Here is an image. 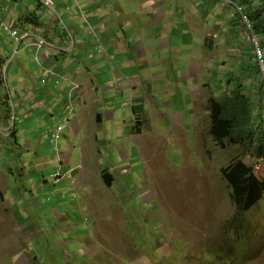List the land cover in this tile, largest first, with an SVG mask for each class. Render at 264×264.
<instances>
[{"label": "rangeland", "instance_id": "rangeland-1", "mask_svg": "<svg viewBox=\"0 0 264 264\" xmlns=\"http://www.w3.org/2000/svg\"><path fill=\"white\" fill-rule=\"evenodd\" d=\"M209 1L211 16L221 17V2L231 3ZM218 5L219 10L215 11ZM139 7V1L137 6H131L133 14L129 18L134 24L142 17ZM37 8L36 0H0V23L13 11H18L15 17L21 19L31 15L39 19L40 13L43 19L49 18L47 8ZM258 8H264V3L260 2ZM229 11L236 21L240 13H235L233 6ZM230 14L224 16L232 17ZM240 20L249 33L252 49L253 23L247 17L249 27L241 15ZM54 21L68 40L60 51L69 54L72 50L66 48L71 38L74 36V45L79 39L74 32L70 36L60 21ZM245 31L240 38L243 43L249 41ZM222 32H226L224 26L216 35ZM31 37L35 40L34 33ZM26 44L27 41L20 45L14 42L0 25V55L5 58L0 84V126H4L1 119L5 125L8 122V101L9 123L13 121L16 129L15 136L10 137H5L7 128L0 129V192L15 220L0 226V264H264V197L254 208L239 214L223 177V169L240 158L254 168L259 179H264V161L254 159L239 146L217 147L209 134L207 110L208 98L223 100L242 85L254 107L253 114L258 115L257 121L264 117V88L249 46H241L236 52L238 43L234 41L228 42L227 47L223 45L224 49L210 51L208 45L202 48L173 37L172 47L178 52L172 53L177 58L171 59L167 73L170 80L190 76L193 61L198 71L204 68L203 76L186 78L185 86L174 81L169 90L161 84H152L151 92L138 83L136 96L139 91L150 97L155 108L150 109L167 116L152 114L148 117L154 120L147 128L137 126L134 131L124 128L115 132L110 123V143L102 141L96 157L87 153L82 157L77 140L69 141L74 139L72 134L63 137L66 119L60 123V117L54 114L40 125L39 116V122H34L33 116L26 115L25 104L17 103L19 97L28 96L22 77L27 76L29 88L33 89L41 75L36 52L32 49L19 52ZM104 52L102 48L99 53ZM241 54L244 57L232 63ZM41 69L42 85L51 81L53 88L60 89L69 81L67 103L69 93L74 92L71 79L45 66ZM47 71L52 73L48 75ZM245 71L248 77L243 74ZM57 79L62 81L60 85ZM121 85L122 81H118L116 88ZM192 88L195 92L199 90L196 99L187 95ZM123 109L134 119L130 105H123ZM59 125H64L60 139L51 144L48 130ZM39 137L44 139L40 148ZM109 151L110 163L105 161ZM66 157L71 163H67ZM98 165L115 176L112 186H95L90 192L78 190L74 173L81 178L85 167ZM93 214L106 219L110 216V223L94 229ZM94 247H98L97 252L90 253Z\"/></svg>", "mask_w": 264, "mask_h": 264}, {"label": "crops", "instance_id": "crops-1", "mask_svg": "<svg viewBox=\"0 0 264 264\" xmlns=\"http://www.w3.org/2000/svg\"><path fill=\"white\" fill-rule=\"evenodd\" d=\"M36 1L37 7L43 9L39 1ZM53 1L57 5L58 12L63 11L60 14L68 24L73 26V34H76L79 39V43L74 45L69 54L60 51L68 45V40L62 29L61 31L58 29L61 27L58 22L54 21L50 11L49 18L45 17V19L40 13V18H37L39 22L40 19L42 20L40 26L25 22L24 18H16L18 11H13L12 15H7L3 20L16 22L22 25L23 29L33 25V33L54 44V49L38 48L34 38L31 37L20 43L23 44L27 41L26 46H23L19 52H25L27 49L36 52L35 60L39 66V71H41L40 80L43 74L41 66L66 74L71 79L70 82L79 86L78 90L75 91L76 102L72 110L65 107L67 92L70 90L69 81L60 89H55L51 81L47 85H42L39 80L35 88L30 89V82L25 75L22 78L26 84L24 92L28 93V96L25 99L19 97L17 103L20 106L25 104L26 115L33 116L34 122H39L37 119L39 116L40 125L47 122L49 118L51 120L54 114L60 117V123L63 119H67L63 137L66 139L70 133L72 134L71 137L73 136L74 139L69 138V141L77 140L82 157L85 153L90 157H96L98 154L96 150L101 147L100 143L102 141L110 143V123L113 124L112 127H114L115 132L124 128L134 131L137 126L147 128L148 123L154 120V118L148 117L152 114L154 117L155 115L167 116L166 113H156L150 109L151 107L155 109L151 105L153 103H151L150 97L142 95L139 91L138 96H136L138 83L146 85L149 92L153 90L152 84H161L163 89L169 90L174 85V81L185 86L186 78H190V76L200 77L202 73L204 74V68L198 71V65L193 61L191 63L193 70L190 71V76L185 74L181 77L175 76V80H170L167 73L171 67V59L177 58L172 53L178 52L172 47L173 37L177 36L186 44L197 43L202 48L208 45L211 48L210 51L214 48L219 51L224 49L223 45L227 47L228 42L236 41L238 43L236 52L240 51L239 47L241 46H249L247 49L250 50L253 57L249 33L243 28L240 15L242 16L246 12L250 14L255 10L261 11L257 24H260V20H264V8H258L260 2L264 3L262 0H227L231 2L230 4L221 2L220 10L218 5L215 11L219 10L222 17L211 16L209 0ZM138 1L140 2L139 14L142 17L134 24L129 16L133 14L131 6L133 4L137 6ZM231 6L235 8V13H240L236 21L234 20V13L229 11ZM38 8L37 10H39ZM211 10L213 11V9ZM82 11L86 14V20L82 19ZM227 13H231L230 16L232 17L227 16L226 18L224 14ZM214 19L218 22L215 23ZM221 25L225 27L226 32L216 35L220 31ZM242 31L248 34L249 41L247 43L240 40ZM100 45L104 47V53H97ZM203 51L208 54V51ZM242 57H244L242 54L236 55L237 60H233L232 63L239 62ZM0 59L4 65L5 58L0 55ZM241 66L245 67L243 64ZM25 71V67H23L22 72ZM187 71L188 69H186ZM243 74L249 76L247 71ZM117 80L122 81L120 88H116ZM19 81L22 83L21 80ZM187 95H191L195 99L200 96L199 90L195 92L193 88L187 92ZM124 97H127L126 100ZM131 99L132 101L129 102ZM8 104L7 101L6 117L8 122L5 125L1 119L4 124V126H0L1 130L8 128L11 124L9 123L11 113ZM125 104L132 107L134 119L125 113L123 109ZM12 133L10 136H15V128ZM43 140L41 137L38 138L39 148ZM132 141L138 143L137 139ZM76 147L74 146V148ZM36 155V158L40 159L38 154ZM66 158L68 159V157ZM110 158L109 151L105 156V161L110 163ZM70 159L72 160L71 156ZM70 159L67 160L68 164L71 163ZM116 167L123 169L120 166ZM114 179L115 176L113 177L110 170L99 165L97 168L85 167L81 178H77L74 173L78 190L83 189L88 192L95 186L108 188L112 186ZM100 205L98 204V206ZM8 207L7 200L0 192L1 227L10 221H15L12 211ZM109 212L110 208L108 209ZM93 217V228L96 230L104 223H110V216L106 219L99 214H93ZM15 244H18V238ZM97 250L98 247H94L89 252L96 253ZM16 262H18V258Z\"/></svg>", "mask_w": 264, "mask_h": 264}, {"label": "trees", "instance_id": "trees-1", "mask_svg": "<svg viewBox=\"0 0 264 264\" xmlns=\"http://www.w3.org/2000/svg\"><path fill=\"white\" fill-rule=\"evenodd\" d=\"M243 14L251 20L257 33L264 34V20H260V24L256 23L261 11ZM25 22L36 26L41 24L37 17L32 15L25 18ZM3 66L0 59V84H3ZM244 93L242 85H239L225 99L207 101L209 134L220 149L239 146L254 159L264 161V117L262 115L257 121L258 115L253 114L254 107ZM223 177L231 190V198L239 214L254 208L264 197V179H259L254 168L240 158H235L223 169Z\"/></svg>", "mask_w": 264, "mask_h": 264}, {"label": "built area", "instance_id": "built-area-1", "mask_svg": "<svg viewBox=\"0 0 264 264\" xmlns=\"http://www.w3.org/2000/svg\"><path fill=\"white\" fill-rule=\"evenodd\" d=\"M39 2L42 4L43 7L47 8L51 14H52V18L54 20H58L60 21V23L62 24L63 28L66 30V32L71 36V27L67 26L63 17L57 12L56 9V4L53 0H39ZM67 10H69V8H67ZM83 12V11H82ZM85 13H82V18L84 20L87 19V17L85 18ZM244 20L246 21V24L251 27V23H249L247 21V17L246 15H242ZM1 26L4 28V30L7 32V34L13 38L15 40L16 43L20 44L23 40L28 39L32 36V29H22V25H19L16 22L10 21V20H3L1 22ZM252 32V33H251ZM251 45H252V50H253V55L257 64V68L258 71L260 73L261 76V83L263 84L264 87V37H260L258 36L252 29H251ZM35 37V45L38 48H55L54 44L50 41H48L46 38L40 36V35H36L34 34ZM74 45V40L73 37L71 38V44L66 48L67 50H72ZM18 50V48L16 49ZM102 51V47H99V52ZM52 72L47 71V74H51ZM53 77H55V75H53ZM64 79V78H62ZM56 83L58 85H60L62 83L61 80L57 79ZM72 88L74 89V92H70L69 93V101L66 103L65 107L67 109L72 110L73 109V105L76 102V93L75 91L78 90L79 86L75 83L71 84ZM12 111L13 114L16 115V107L15 105L12 103ZM66 121H68L66 119ZM14 128V122L12 121L11 125L7 128V132L8 135L11 133V130ZM64 129V125H59L55 128L49 129L48 130V135L50 138V143L51 144H57V142L60 139L61 136V132Z\"/></svg>", "mask_w": 264, "mask_h": 264}, {"label": "clouds", "instance_id": "clouds-1", "mask_svg": "<svg viewBox=\"0 0 264 264\" xmlns=\"http://www.w3.org/2000/svg\"><path fill=\"white\" fill-rule=\"evenodd\" d=\"M39 1V0H38ZM40 3V2H39ZM40 5H41V7H43L42 6V4L40 3ZM57 9V8H56ZM58 12V11H57ZM59 13V12H58ZM60 14V13H59ZM61 15V14H60ZM63 17V16H62ZM0 25H1V23H0ZM32 27H33V25H31ZM253 27V26H252ZM24 29H28V28H24ZM71 32H73V26L71 27ZM254 29V28H253ZM254 32H255V30H254ZM257 35H258V33L257 32H255ZM35 34V33H34ZM258 36H260V37H264V35L262 36V35H258ZM73 40H74V36H73ZM102 48H104L102 45H100ZM99 46V47H100ZM73 48H74V45H73ZM73 48H72V50H73ZM99 49V48H98ZM252 53H253V50H252ZM253 58H254V55H253ZM254 60H255V58H254ZM255 66H256V68H257V64H256V61H255ZM244 69H245V67H243ZM257 70H258V68H257ZM259 72V71H258ZM262 84V83H261ZM262 87H263V84H262ZM264 88V87H263ZM209 112V111H208ZM14 128H15V124H14ZM13 128V129H14ZM13 129L11 130V133H12V131H13ZM4 131V130H3ZM10 133V134H11ZM10 134L9 135H7V136H5V137H10Z\"/></svg>", "mask_w": 264, "mask_h": 264}]
</instances>
